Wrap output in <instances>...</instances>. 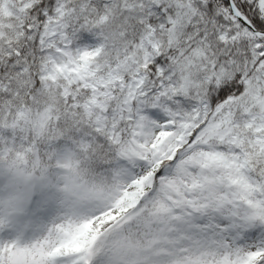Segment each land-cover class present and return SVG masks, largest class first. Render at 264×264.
I'll use <instances>...</instances> for the list:
<instances>
[{
    "label": "snow or ice",
    "instance_id": "snow-or-ice-1",
    "mask_svg": "<svg viewBox=\"0 0 264 264\" xmlns=\"http://www.w3.org/2000/svg\"><path fill=\"white\" fill-rule=\"evenodd\" d=\"M0 264H264V0H0Z\"/></svg>",
    "mask_w": 264,
    "mask_h": 264
}]
</instances>
